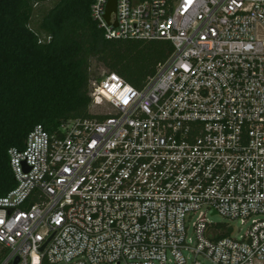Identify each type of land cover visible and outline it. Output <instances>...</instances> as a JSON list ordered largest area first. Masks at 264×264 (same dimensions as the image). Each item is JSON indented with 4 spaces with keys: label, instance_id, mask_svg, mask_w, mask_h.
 <instances>
[{
    "label": "built area",
    "instance_id": "1",
    "mask_svg": "<svg viewBox=\"0 0 264 264\" xmlns=\"http://www.w3.org/2000/svg\"><path fill=\"white\" fill-rule=\"evenodd\" d=\"M93 0L107 40L166 41L142 89L9 152L0 264H264V0ZM220 215L240 224H215Z\"/></svg>",
    "mask_w": 264,
    "mask_h": 264
},
{
    "label": "trees",
    "instance_id": "2",
    "mask_svg": "<svg viewBox=\"0 0 264 264\" xmlns=\"http://www.w3.org/2000/svg\"><path fill=\"white\" fill-rule=\"evenodd\" d=\"M92 2L0 0V199L16 187L11 149H24L37 126L54 132L89 117L94 61L142 89L173 53L166 41L107 40ZM5 253L0 246V263Z\"/></svg>",
    "mask_w": 264,
    "mask_h": 264
},
{
    "label": "rangeland",
    "instance_id": "3",
    "mask_svg": "<svg viewBox=\"0 0 264 264\" xmlns=\"http://www.w3.org/2000/svg\"><path fill=\"white\" fill-rule=\"evenodd\" d=\"M46 6H49V2L47 4H45L43 6V8ZM39 9H40V7H39ZM36 14H37L36 17L34 18L35 24H37V22L40 19L39 13H36ZM107 72H108V70L105 67H103L101 64L97 63L96 61H94L92 63L91 74L95 80L102 78L104 75L107 74ZM210 219L215 224H231L234 228L233 237L239 236V234H240L239 229L241 226L238 222H230L220 215L211 216Z\"/></svg>",
    "mask_w": 264,
    "mask_h": 264
},
{
    "label": "water",
    "instance_id": "4",
    "mask_svg": "<svg viewBox=\"0 0 264 264\" xmlns=\"http://www.w3.org/2000/svg\"><path fill=\"white\" fill-rule=\"evenodd\" d=\"M116 6H117V0H109L108 7H107V13H106V20L108 23L111 21V16L113 13H116ZM216 215V213H214ZM14 264H18V260Z\"/></svg>",
    "mask_w": 264,
    "mask_h": 264
}]
</instances>
